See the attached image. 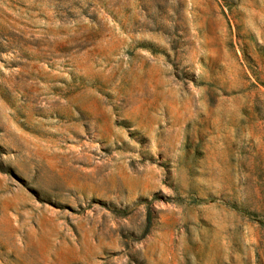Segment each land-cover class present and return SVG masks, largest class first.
Here are the masks:
<instances>
[{
  "label": "rangeland",
  "instance_id": "rangeland-1",
  "mask_svg": "<svg viewBox=\"0 0 264 264\" xmlns=\"http://www.w3.org/2000/svg\"><path fill=\"white\" fill-rule=\"evenodd\" d=\"M0 264H264V0H0Z\"/></svg>",
  "mask_w": 264,
  "mask_h": 264
},
{
  "label": "trees",
  "instance_id": "trees-1",
  "mask_svg": "<svg viewBox=\"0 0 264 264\" xmlns=\"http://www.w3.org/2000/svg\"><path fill=\"white\" fill-rule=\"evenodd\" d=\"M146 222H147V228L150 225V215L148 214L146 217Z\"/></svg>",
  "mask_w": 264,
  "mask_h": 264
}]
</instances>
